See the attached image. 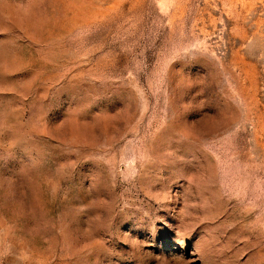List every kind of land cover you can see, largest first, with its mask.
I'll list each match as a JSON object with an SVG mask.
<instances>
[{
	"label": "rangeland",
	"instance_id": "rangeland-1",
	"mask_svg": "<svg viewBox=\"0 0 264 264\" xmlns=\"http://www.w3.org/2000/svg\"><path fill=\"white\" fill-rule=\"evenodd\" d=\"M0 264H264V0H0Z\"/></svg>",
	"mask_w": 264,
	"mask_h": 264
}]
</instances>
